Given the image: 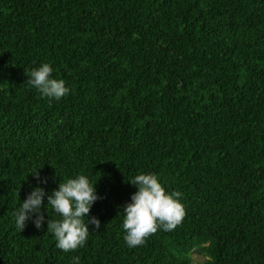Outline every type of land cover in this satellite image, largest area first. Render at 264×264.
I'll use <instances>...</instances> for the list:
<instances>
[{
  "label": "trees",
  "instance_id": "obj_1",
  "mask_svg": "<svg viewBox=\"0 0 264 264\" xmlns=\"http://www.w3.org/2000/svg\"><path fill=\"white\" fill-rule=\"evenodd\" d=\"M44 63L67 96L27 83ZM141 173L182 193L185 216L129 247L122 208ZM78 175L102 197L83 247H56L47 195L43 227H16L33 188ZM77 256L264 264V0H0V264Z\"/></svg>",
  "mask_w": 264,
  "mask_h": 264
},
{
  "label": "clouds",
  "instance_id": "obj_2",
  "mask_svg": "<svg viewBox=\"0 0 264 264\" xmlns=\"http://www.w3.org/2000/svg\"><path fill=\"white\" fill-rule=\"evenodd\" d=\"M52 72V67L44 63L25 74L28 77L27 83L42 96L59 100L67 96L70 89L65 86L64 80L52 78ZM30 175L39 183H47V178L41 177L39 169ZM129 183L137 188L131 195V202L122 208V228L126 233L124 240L129 247L143 245L146 238L158 229L172 231L181 224L185 209L178 198L182 193H166L158 177L152 173L138 174ZM94 185L86 176L78 175L62 181L51 194H47L42 187L33 188L14 213L16 227L23 231L30 220L37 229L43 227L45 214L42 208L47 195V205L61 217L60 220L47 219V232L53 234L56 247L65 252L83 247L90 233L89 225H93L95 230L101 227L97 217L89 218L91 207L102 198L97 195ZM73 264H80L78 256L73 257Z\"/></svg>",
  "mask_w": 264,
  "mask_h": 264
},
{
  "label": "rangeland",
  "instance_id": "obj_3",
  "mask_svg": "<svg viewBox=\"0 0 264 264\" xmlns=\"http://www.w3.org/2000/svg\"><path fill=\"white\" fill-rule=\"evenodd\" d=\"M195 258H200L198 255H194Z\"/></svg>",
  "mask_w": 264,
  "mask_h": 264
}]
</instances>
